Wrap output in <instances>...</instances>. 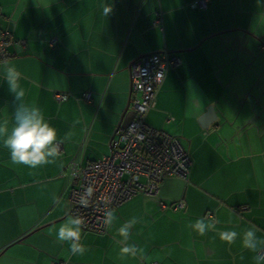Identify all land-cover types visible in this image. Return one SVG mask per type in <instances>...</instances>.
<instances>
[{"label":"crops","instance_id":"1","mask_svg":"<svg viewBox=\"0 0 264 264\" xmlns=\"http://www.w3.org/2000/svg\"><path fill=\"white\" fill-rule=\"evenodd\" d=\"M190 1L0 0V30L26 41L0 66L15 65L26 101L58 140L71 134L56 163L34 169L13 165L0 142V264H253L239 237L229 245L219 233L254 225L264 238V0H210L206 10ZM163 50L182 62L166 72L146 122L178 136L191 155L188 183L167 177L157 192L184 207L160 210L156 197L136 194L112 210L105 233L81 228L87 251L72 255L55 239L68 215L61 171L72 158L86 164L109 152L133 117L130 63ZM56 91L69 96L57 103ZM13 111L0 67V121ZM198 218L216 229L199 235L190 227ZM133 220L128 243L143 255L122 259L117 230Z\"/></svg>","mask_w":264,"mask_h":264},{"label":"built area","instance_id":"2","mask_svg":"<svg viewBox=\"0 0 264 264\" xmlns=\"http://www.w3.org/2000/svg\"><path fill=\"white\" fill-rule=\"evenodd\" d=\"M210 0H192L190 6L206 10ZM161 12H156L153 24H160ZM55 37L48 40L52 45ZM17 44L26 46L25 39L14 38L7 29L0 30V63H4L13 53L9 47ZM181 58L165 50L150 52L134 59L129 65L128 108L133 117L127 125L118 128L110 141V150L106 154L87 162L79 163L70 159L61 174L69 183L68 214L80 216L84 223L82 229L96 233H105L104 214L129 200L136 194L156 197L160 210L167 207L181 209L182 199L165 201L157 197L160 183L167 177H179L185 183L193 160L186 146L178 136L157 129L146 122L147 112L154 108L156 95L168 70L181 64ZM69 93L56 91L57 103L67 99ZM83 98L88 101L89 93ZM62 144L60 146V152ZM91 187L93 195L87 203L81 202L85 190ZM243 207H236L241 210ZM211 217V213L205 214ZM54 264H62L60 262ZM148 264H157L153 261Z\"/></svg>","mask_w":264,"mask_h":264},{"label":"clouds","instance_id":"3","mask_svg":"<svg viewBox=\"0 0 264 264\" xmlns=\"http://www.w3.org/2000/svg\"><path fill=\"white\" fill-rule=\"evenodd\" d=\"M106 14L108 9L105 10ZM2 71L8 90L13 96V115L10 122L0 121V142L10 154L13 165H23L29 168H37L56 163L60 157L61 144L71 139V134H65L58 140L57 130L48 122L42 109L35 102L26 101V90L20 84L21 73L15 65L3 64ZM9 123L11 126H9ZM93 195V189L88 187L81 196V202L87 203ZM112 212L104 214L106 227L111 228L114 222ZM84 221L78 215L68 214L64 222L55 232V239L64 244L67 243L72 255H84L86 247L81 243V228ZM135 220L126 222L117 230L121 238L116 241L119 247L120 257H136L143 255V249L135 244H129V228ZM190 227L203 236L209 230L216 229L215 222H207L205 218H198ZM258 229L253 225L246 228L242 235L237 231H222L219 237L225 243L231 245L239 237L242 247L253 253V264H264V238L257 235Z\"/></svg>","mask_w":264,"mask_h":264},{"label":"water","instance_id":"4","mask_svg":"<svg viewBox=\"0 0 264 264\" xmlns=\"http://www.w3.org/2000/svg\"><path fill=\"white\" fill-rule=\"evenodd\" d=\"M115 134H116V133H115ZM112 139H113V137H112ZM112 139H111V140H112Z\"/></svg>","mask_w":264,"mask_h":264},{"label":"trees","instance_id":"5","mask_svg":"<svg viewBox=\"0 0 264 264\" xmlns=\"http://www.w3.org/2000/svg\"><path fill=\"white\" fill-rule=\"evenodd\" d=\"M175 54V53H174ZM177 55V54H176Z\"/></svg>","mask_w":264,"mask_h":264}]
</instances>
